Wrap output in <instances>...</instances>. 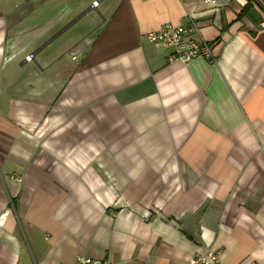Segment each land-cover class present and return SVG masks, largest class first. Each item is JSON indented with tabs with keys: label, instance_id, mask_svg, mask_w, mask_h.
I'll list each match as a JSON object with an SVG mask.
<instances>
[{
	"label": "crops",
	"instance_id": "0c3cea01",
	"mask_svg": "<svg viewBox=\"0 0 264 264\" xmlns=\"http://www.w3.org/2000/svg\"><path fill=\"white\" fill-rule=\"evenodd\" d=\"M2 216L0 264H264V0H0Z\"/></svg>",
	"mask_w": 264,
	"mask_h": 264
},
{
	"label": "built area",
	"instance_id": "2783aa9c",
	"mask_svg": "<svg viewBox=\"0 0 264 264\" xmlns=\"http://www.w3.org/2000/svg\"><path fill=\"white\" fill-rule=\"evenodd\" d=\"M205 3H228L229 0H201ZM93 7L98 6V2H94ZM200 29L195 22L190 25H166L147 35V39L153 43L163 46L171 51L169 60L188 63L196 58H207L215 60L213 48L203 38L195 40L193 35L199 34ZM33 55L27 56L25 59L31 61ZM75 59V56H73ZM3 219V221H1ZM4 222V216L0 218V225ZM75 264H110L108 260H98L80 256L76 259ZM188 264H221L218 251L209 250L206 254L192 258Z\"/></svg>",
	"mask_w": 264,
	"mask_h": 264
},
{
	"label": "trees",
	"instance_id": "16d2710c",
	"mask_svg": "<svg viewBox=\"0 0 264 264\" xmlns=\"http://www.w3.org/2000/svg\"><path fill=\"white\" fill-rule=\"evenodd\" d=\"M250 1H252V0H250ZM249 3H251V2H249ZM249 9H250V4H248V5H247V6L241 11V13L238 14V19H241L242 17H245L246 14L248 13ZM219 40H220V38H218L217 40H215L214 43H217ZM211 46H212V48L214 49V44H211Z\"/></svg>",
	"mask_w": 264,
	"mask_h": 264
},
{
	"label": "rangeland",
	"instance_id": "374dc122",
	"mask_svg": "<svg viewBox=\"0 0 264 264\" xmlns=\"http://www.w3.org/2000/svg\"><path fill=\"white\" fill-rule=\"evenodd\" d=\"M94 17V14L93 13H91L89 16H87L84 20H83V22L80 24V25H82V26H85V25H89L90 24V22H91V19Z\"/></svg>",
	"mask_w": 264,
	"mask_h": 264
}]
</instances>
